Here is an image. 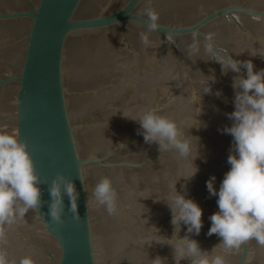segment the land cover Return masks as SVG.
<instances>
[{"label":"water","instance_id":"obj_1","mask_svg":"<svg viewBox=\"0 0 264 264\" xmlns=\"http://www.w3.org/2000/svg\"><path fill=\"white\" fill-rule=\"evenodd\" d=\"M148 9L158 14L155 32L143 26ZM208 34L215 49L264 69V58L252 56L253 49L264 53V0H0V133L18 135L36 174L48 182L39 185L40 212L0 225L8 264L24 257L33 264H153L156 257L174 264L169 246H145L156 239L145 237L153 227L171 237L164 200H171L175 183L202 209L200 234L189 238L202 251L219 243L206 235L217 206L205 182L214 176L218 189L229 170L231 137L222 129L231 125L226 114L233 111L237 74L222 75L208 60L214 58L204 53ZM193 44L199 52L189 55ZM210 74L216 80L210 93H199L201 75ZM148 109L176 122L180 139L191 143L189 159L144 143L139 124L128 118ZM196 144L198 172L185 181ZM57 175L73 184L79 222L71 218L63 185L64 223L47 215ZM104 177L117 193L112 215L89 203ZM185 234L181 225L179 237ZM175 240L174 234L168 243ZM214 254L226 264H264V247L254 240Z\"/></svg>","mask_w":264,"mask_h":264},{"label":"clouds","instance_id":"obj_2","mask_svg":"<svg viewBox=\"0 0 264 264\" xmlns=\"http://www.w3.org/2000/svg\"><path fill=\"white\" fill-rule=\"evenodd\" d=\"M144 16L143 26L148 32L160 29L157 13L148 9ZM212 38V34H208L203 45L204 53L214 57L208 60L220 65L222 75L229 71L237 74L231 83L234 93L233 111L226 114L231 125L222 129L223 134L231 137L227 156L229 170L224 173L218 189L214 187L216 179L214 176L205 182L206 190L209 196L216 198L217 206V211L208 217L210 227L206 235L215 234L219 243L211 251H202L197 241L189 238V234L196 236L200 234L203 226L202 209L192 199L186 198V192L178 193L174 187L175 183L171 200H164L173 228L171 237L157 235L158 230L154 227L150 228L151 232L145 237L146 241L153 236L156 238L150 243H145V246L153 242L169 246L174 264H180L182 260H188L190 264H226L224 255L214 254L217 248L222 249L224 253H230L253 240L258 246L264 247V69L254 71V65L250 60H234L229 53L215 49L211 42ZM141 39L144 44L148 43L146 37L142 36ZM253 51L252 56L259 54L264 58L260 48ZM198 52L199 47L196 44L190 46L189 55H196ZM242 69L243 76L240 75ZM201 76L203 80L199 82L201 85L199 93L208 94L211 91L210 85L216 82L215 76L214 74ZM215 95L219 98L222 93L217 91ZM128 119L139 124L140 131L137 134L142 136L145 144H156L159 152L174 151L184 160L191 157V143L187 138L180 139V132L174 120L158 115L152 109L142 111L135 119ZM120 146L124 147L123 144ZM197 156L198 151L195 158L191 159V171L187 178L181 177L185 181L193 178L198 172L193 163ZM79 178L82 181L80 174ZM41 183L48 182L36 174L26 144L19 140L18 135L0 133V225L11 226L24 219L30 210H40ZM61 185L70 199L71 218L79 222L73 184L63 175H57L51 180L47 215L54 224L64 223L62 218L64 209L59 191ZM183 187L182 185V189ZM116 199L117 193L112 182L104 177L95 184L89 203L104 206L105 211L112 215L116 211ZM181 225L184 226L186 233L183 238L179 237ZM174 234L175 243H168L173 240ZM3 238L4 233L0 231V241ZM151 261L153 264H165V260L160 257ZM0 264H8L3 251H0ZM19 264H33V261L30 257H24Z\"/></svg>","mask_w":264,"mask_h":264}]
</instances>
